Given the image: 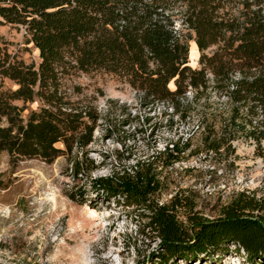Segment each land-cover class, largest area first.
I'll return each mask as SVG.
<instances>
[{"label":"trees","instance_id":"1","mask_svg":"<svg viewBox=\"0 0 264 264\" xmlns=\"http://www.w3.org/2000/svg\"><path fill=\"white\" fill-rule=\"evenodd\" d=\"M177 22L194 34L200 68L189 65L190 37ZM3 24L23 27L39 58L27 63L0 45V152L13 159L50 163L65 155L75 173L99 167L86 148L100 115L61 89L71 71L112 73L138 93V108L149 112L168 102L181 118L193 102L186 92L193 90L197 99L209 87L210 73L212 89L229 100V152L239 134L258 148L264 140V0H0ZM35 101L38 106L22 116L26 103ZM205 138L207 150L221 148L219 139ZM188 146L178 137L151 159L137 160L132 171L112 169L90 183L107 198L142 209L159 238L157 264L200 263L231 253L260 264L264 197L240 192L213 218L189 206L187 223L177 219V209L187 206L178 194L168 203L154 198L160 184L154 168L171 165Z\"/></svg>","mask_w":264,"mask_h":264},{"label":"rangeland","instance_id":"2","mask_svg":"<svg viewBox=\"0 0 264 264\" xmlns=\"http://www.w3.org/2000/svg\"><path fill=\"white\" fill-rule=\"evenodd\" d=\"M176 25L190 37L189 65L200 68L194 34L179 22ZM0 38L7 52L27 63L39 62L23 27L0 25ZM207 77L209 87L197 99L193 90L186 92L193 102L188 115L181 118L168 102L155 103L149 112L138 108V93L112 73L95 70L64 75L61 89L69 99L93 105L100 115L94 140L86 148L87 158L99 167L75 173L65 155L49 163L41 158L13 159L1 151L0 263L157 264L159 238L146 226L142 209L107 198L90 178L109 175L112 169L132 171L137 160L151 159L178 137L188 139L189 146L171 165L158 162L154 168L160 182L154 198L168 203L178 194L186 202V207L176 211L178 221L187 223L189 206L213 218L240 192L264 197V140L258 148L255 141L239 134L231 141L234 151L229 152V100L212 89V74ZM5 86L16 87L9 80ZM38 104L26 103L22 116ZM146 115L149 122L144 120ZM206 136L219 139L221 148L207 150ZM193 264L246 263L231 253Z\"/></svg>","mask_w":264,"mask_h":264}]
</instances>
